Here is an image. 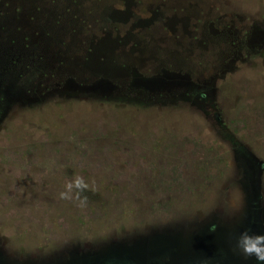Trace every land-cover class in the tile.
<instances>
[{
    "label": "rangeland",
    "instance_id": "rangeland-1",
    "mask_svg": "<svg viewBox=\"0 0 264 264\" xmlns=\"http://www.w3.org/2000/svg\"><path fill=\"white\" fill-rule=\"evenodd\" d=\"M101 1L115 24L81 77L109 83L0 118V264H114L237 219L249 176L264 213V0ZM76 176L83 207L59 198Z\"/></svg>",
    "mask_w": 264,
    "mask_h": 264
},
{
    "label": "trees",
    "instance_id": "trees-1",
    "mask_svg": "<svg viewBox=\"0 0 264 264\" xmlns=\"http://www.w3.org/2000/svg\"><path fill=\"white\" fill-rule=\"evenodd\" d=\"M104 10L101 0H0V118L7 104L44 106L52 99L97 96L95 85L110 79L92 71L86 82L81 75L115 24ZM159 79L150 78L151 90L161 85ZM241 182L244 207L237 219H206L193 231L151 238L143 244L144 255L122 251L114 264H257L243 253L241 233L264 235L263 194L251 176Z\"/></svg>",
    "mask_w": 264,
    "mask_h": 264
},
{
    "label": "clouds",
    "instance_id": "clouds-1",
    "mask_svg": "<svg viewBox=\"0 0 264 264\" xmlns=\"http://www.w3.org/2000/svg\"><path fill=\"white\" fill-rule=\"evenodd\" d=\"M89 187L81 176H76L74 179L67 181L64 186V191L59 193V198L63 200H75L83 207L86 204L87 198H82V193ZM243 240L242 251L246 256H254L257 264H264V235L241 233Z\"/></svg>",
    "mask_w": 264,
    "mask_h": 264
},
{
    "label": "water",
    "instance_id": "water-1",
    "mask_svg": "<svg viewBox=\"0 0 264 264\" xmlns=\"http://www.w3.org/2000/svg\"><path fill=\"white\" fill-rule=\"evenodd\" d=\"M159 240V239H157ZM127 251V249L125 250ZM128 251H132V255H135V256H142L144 255L143 253L145 252V248H143V245H136L132 250H128ZM122 252L121 250H118V251H115L113 254H111L109 257L110 258H115L116 255L118 253ZM109 258V259H110ZM104 259H108V258H104ZM136 262H139V260L137 259Z\"/></svg>",
    "mask_w": 264,
    "mask_h": 264
},
{
    "label": "crops",
    "instance_id": "crops-1",
    "mask_svg": "<svg viewBox=\"0 0 264 264\" xmlns=\"http://www.w3.org/2000/svg\"><path fill=\"white\" fill-rule=\"evenodd\" d=\"M102 111H105L104 109ZM111 113L116 114L117 116H121V112L119 110H111ZM47 120H52L51 117H47Z\"/></svg>",
    "mask_w": 264,
    "mask_h": 264
},
{
    "label": "flooded vegetation",
    "instance_id": "flooded-vegetation-1",
    "mask_svg": "<svg viewBox=\"0 0 264 264\" xmlns=\"http://www.w3.org/2000/svg\"><path fill=\"white\" fill-rule=\"evenodd\" d=\"M99 26H101V25H99ZM100 31V30H99ZM101 33V32H100Z\"/></svg>",
    "mask_w": 264,
    "mask_h": 264
}]
</instances>
